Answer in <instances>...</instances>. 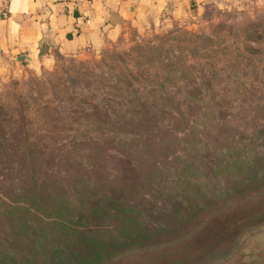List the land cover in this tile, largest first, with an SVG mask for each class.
Listing matches in <instances>:
<instances>
[{
	"label": "rangeland",
	"instance_id": "obj_1",
	"mask_svg": "<svg viewBox=\"0 0 264 264\" xmlns=\"http://www.w3.org/2000/svg\"><path fill=\"white\" fill-rule=\"evenodd\" d=\"M259 159L264 0L128 25L99 48L37 59L0 82V196L34 175L56 199L151 198L155 215L180 188L192 199L216 191L254 174ZM228 244L205 264H264V226L235 252Z\"/></svg>",
	"mask_w": 264,
	"mask_h": 264
},
{
	"label": "trees",
	"instance_id": "obj_2",
	"mask_svg": "<svg viewBox=\"0 0 264 264\" xmlns=\"http://www.w3.org/2000/svg\"><path fill=\"white\" fill-rule=\"evenodd\" d=\"M256 169L216 191L205 186L194 199L180 188V199L155 215L151 198L108 194L78 205L76 197L45 195L30 175V186L0 196V264H205L223 244L235 252L249 231L264 226L261 159Z\"/></svg>",
	"mask_w": 264,
	"mask_h": 264
},
{
	"label": "crops",
	"instance_id": "obj_3",
	"mask_svg": "<svg viewBox=\"0 0 264 264\" xmlns=\"http://www.w3.org/2000/svg\"><path fill=\"white\" fill-rule=\"evenodd\" d=\"M227 1L0 0V82L37 59L99 48L125 26L174 23Z\"/></svg>",
	"mask_w": 264,
	"mask_h": 264
},
{
	"label": "built area",
	"instance_id": "obj_4",
	"mask_svg": "<svg viewBox=\"0 0 264 264\" xmlns=\"http://www.w3.org/2000/svg\"><path fill=\"white\" fill-rule=\"evenodd\" d=\"M7 1V0H6ZM5 14L7 13V11L4 12Z\"/></svg>",
	"mask_w": 264,
	"mask_h": 264
}]
</instances>
